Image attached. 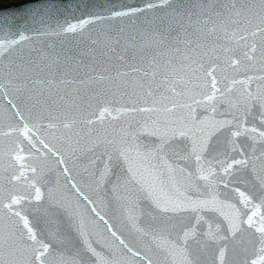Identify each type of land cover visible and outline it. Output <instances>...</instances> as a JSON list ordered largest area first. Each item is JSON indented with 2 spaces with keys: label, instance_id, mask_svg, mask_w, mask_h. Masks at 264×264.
<instances>
[{
  "label": "snow or ice",
  "instance_id": "1",
  "mask_svg": "<svg viewBox=\"0 0 264 264\" xmlns=\"http://www.w3.org/2000/svg\"><path fill=\"white\" fill-rule=\"evenodd\" d=\"M0 264H264V0L0 3Z\"/></svg>",
  "mask_w": 264,
  "mask_h": 264
},
{
  "label": "water",
  "instance_id": "2",
  "mask_svg": "<svg viewBox=\"0 0 264 264\" xmlns=\"http://www.w3.org/2000/svg\"><path fill=\"white\" fill-rule=\"evenodd\" d=\"M15 1H10V2H6V3H12ZM87 2L90 5H95L96 6V10H99L101 7H107L110 4H116V5H120V4H135V5H140L143 3V0H87ZM1 3V2H0ZM144 21V17H140L139 21H138V25L142 24ZM128 22L125 21V24H127ZM120 27V22L117 21L114 23V25L109 28L103 25H97L96 27H94L92 29V34L95 36L97 34H100L101 36L103 35V33L105 31H113L114 28H118ZM56 47L59 48L61 41L60 40H54Z\"/></svg>",
  "mask_w": 264,
  "mask_h": 264
},
{
  "label": "rangeland",
  "instance_id": "3",
  "mask_svg": "<svg viewBox=\"0 0 264 264\" xmlns=\"http://www.w3.org/2000/svg\"><path fill=\"white\" fill-rule=\"evenodd\" d=\"M10 1H15V0H8V1H5V2L0 1V2L1 3H6V2H10Z\"/></svg>",
  "mask_w": 264,
  "mask_h": 264
},
{
  "label": "trees",
  "instance_id": "4",
  "mask_svg": "<svg viewBox=\"0 0 264 264\" xmlns=\"http://www.w3.org/2000/svg\"><path fill=\"white\" fill-rule=\"evenodd\" d=\"M0 1L5 2V1H8V0H0Z\"/></svg>",
  "mask_w": 264,
  "mask_h": 264
}]
</instances>
